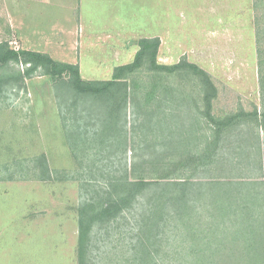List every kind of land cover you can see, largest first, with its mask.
<instances>
[{
    "label": "rangeland",
    "instance_id": "374dc122",
    "mask_svg": "<svg viewBox=\"0 0 264 264\" xmlns=\"http://www.w3.org/2000/svg\"><path fill=\"white\" fill-rule=\"evenodd\" d=\"M50 2L38 0L16 15V8L26 3L0 0V46L38 51L77 64L83 80L106 81L113 67L133 61L140 39L158 38L159 64L186 61L210 76L217 89L210 112L215 119L240 111L250 116L216 131L202 114L206 105L200 77L188 69L151 71L144 63L126 77L131 95L117 110L113 98L79 95L67 78L52 81L41 69L14 82L25 65L10 62L0 68V264H78L79 207L104 201L115 176L133 181V163L149 179L157 178L164 164L174 175V160L184 154L178 145L182 137L187 138L188 174L193 175L186 223L180 225L174 207L153 202L151 190L105 228L94 227L92 263L133 264L147 256L148 264H256L259 259L246 254L226 261L220 251L242 240L224 233L242 228L237 209L249 214L246 208L256 195L264 196V68L259 70L255 52L256 16L263 12L249 9L253 0H158L155 8L148 7L146 23L139 11L135 22L131 15V24L125 14L124 24L91 4L84 8L86 31L79 47L38 37L57 34L78 42L68 14L70 0ZM19 27L26 37L16 35ZM107 28L132 37L133 44L111 45L122 47L112 53L109 45L105 51L89 43V34ZM206 144L216 154L214 161L205 154L202 166L196 154ZM166 152L171 153L170 165ZM152 156L156 163L139 164ZM202 168L209 178H200ZM212 180L232 182L223 186L225 198H216L207 186Z\"/></svg>",
    "mask_w": 264,
    "mask_h": 264
},
{
    "label": "trees",
    "instance_id": "16d2710c",
    "mask_svg": "<svg viewBox=\"0 0 264 264\" xmlns=\"http://www.w3.org/2000/svg\"><path fill=\"white\" fill-rule=\"evenodd\" d=\"M251 9L254 12H263L259 17L256 16V40H255V52L258 61L259 70L264 68V24L261 26L259 22L264 20V0H253ZM262 9V10H260ZM160 45V40L158 38H142L138 41L139 50L136 52L133 61L130 64H125L122 66L115 67L110 80L106 81H86L83 80L79 73V68L77 64L63 63L54 61L47 54H43L31 50H19L14 51L12 49H4L0 46V68L7 66L10 62L20 63L25 65L24 70L21 72H16L18 74L16 78H12L15 82L22 81L23 79L31 78V76L38 70L41 69L43 72L41 74L48 75L52 81L56 79L63 80L67 78V83L71 88H73L79 95L92 96V97H102L105 100H110L113 98L114 104H117L115 109L119 110L122 105L128 103L127 95H131L128 90L129 83L126 80L128 75L134 73L136 70L140 69L144 63L147 62L148 68L151 71H165L168 73H174L176 70L188 69L191 73L200 77V86L202 90V101L206 105L204 112L202 113L205 117L215 127V130L221 132L223 129L233 126L236 121L249 117L243 111L237 112L232 116L226 118L225 120L215 119L211 115V104L212 100L217 96V89L213 84L210 76L201 68L193 63H188L186 61H180L179 63L172 66H165L157 62V53ZM21 56V57H20ZM21 59V60H20ZM262 78V77H261ZM260 80V86L264 89V83ZM120 97L117 102V97ZM121 104V105H120ZM120 106V107H119ZM254 117L257 116L256 112L253 114ZM264 118V114H262ZM247 121V120H246ZM264 124V120H263ZM262 126L264 127V125ZM187 140L186 137L178 142L179 148L182 149L184 154L179 153L180 159L174 160V175L172 169L169 167L162 166L160 170H157L159 176L155 179H149L147 176L143 175L142 172L137 173L138 164L133 163L132 172L135 179L131 181L129 176H115L111 180L109 187L108 196L104 201L99 203L84 202L79 207V217H78V229H77V263L78 264H93L92 263V240L94 227L98 226V230L105 228L109 223L115 221L118 216H120L124 211L133 209L134 205L137 204L139 198L144 197L146 193L151 192L152 195L150 199L153 202H157L160 207L172 206L174 207V216L178 219L180 225L185 224L187 218L186 215L190 209V197H191V178L192 174H188L189 159L187 150ZM219 140H216L218 143ZM175 143V141H174ZM264 145V144H263ZM208 144L205 145L204 151H199L196 154L197 160L201 162V158L205 157V154L209 155V161H214L213 155L216 154V150L212 149L209 152L207 150ZM217 147V146H216ZM174 151V148H171ZM156 155V153H154ZM158 154V153H157ZM171 153L166 152L163 157H165L166 163H172ZM175 154V152H174ZM176 155V154H175ZM156 163V159L143 158L140 165H150ZM216 163V162H215ZM203 166V162H201ZM167 166V164H166ZM204 168L199 172L201 179L209 178L206 173L202 172ZM48 174V171H47ZM46 177V176H45ZM48 177V176H47ZM228 180L217 181L208 183L207 186L212 188V192L215 193L216 198H225L226 192L223 186L226 184H232ZM236 185H240V182ZM202 185V184H201ZM205 184H203L204 186ZM211 191V190H210ZM258 194V193H257ZM262 194V192H261ZM260 193L256 195L257 197L262 196ZM157 198V199H156ZM156 199V200H155ZM155 200V201H154ZM153 214L157 212L152 209ZM164 211V210H163ZM150 214H148L149 216ZM158 220H156L157 223ZM163 223V220H161ZM167 220H165L166 224ZM185 222V223H184ZM147 223V222H146ZM158 226V225H156ZM176 223L174 224V228ZM186 226V225H184ZM251 227V226H248ZM252 259V255L246 254ZM147 256L137 257L133 264H148Z\"/></svg>",
    "mask_w": 264,
    "mask_h": 264
},
{
    "label": "crops",
    "instance_id": "0c3cea01",
    "mask_svg": "<svg viewBox=\"0 0 264 264\" xmlns=\"http://www.w3.org/2000/svg\"><path fill=\"white\" fill-rule=\"evenodd\" d=\"M19 1H23V3H26L25 6L23 7H18L16 8V12L15 14L17 15V13L20 15L21 12L25 13L27 12L29 9V7L31 8L32 4L34 2H38V0H19ZM41 3L43 2V4H52V2H50V0H39ZM157 1L158 0H98L97 3H91V1L89 0H70V2H68L69 8H70V12L68 13L69 16H71V20H74V23L76 25L73 31V34L75 35V33H77V39L78 42H66L65 38H62V36H58L57 34H50V35H39L38 37H40V39H48V42L54 41L57 42V40H63L60 43H73L74 45H79L80 47V43H81V36H84V33L86 31L85 27H86V19H85V14H86V7H90L91 4L93 6L99 7V12H107L110 14H112L113 18L112 20L117 22V23H125V14H128V17H130V24L133 23V21L131 20V15L133 14V20L135 22V20L137 19L136 16L138 14V12L140 11V13H142L143 16V21L142 23H146L147 20V16L146 14L151 13L150 9L148 7H156L157 5ZM132 2H133V7L136 8H132ZM29 4V5H28ZM31 4V6H30ZM252 5V4H251ZM29 6V7H28ZM71 6V7H70ZM134 9L133 13L132 10ZM251 10V8H249ZM88 10V9H87ZM244 9H241V12H243ZM155 11V10H154ZM120 14V17L115 19V16ZM20 19H23V17H19ZM25 22V21H24ZM106 22V26H109ZM25 25V24H24ZM129 26V25H128ZM19 29V30H17ZM16 30L14 29V32L16 33V35L19 37H26V35L21 31L23 29V27H19ZM88 31V30H87ZM88 38H91L93 41H89V43L91 42L92 45L98 44L97 47L101 48L102 50L105 51H109L107 49V45H109V49L112 53H114L113 51L118 50L121 45L124 46V44H131L132 43V37H129L128 39L125 38V36L123 35H119L118 32H114L111 28H107L106 30L100 32V33H96L94 35L89 34ZM65 39V40H64ZM126 40V41H124ZM40 41V40H39ZM135 41H138L137 39H135ZM80 42V43H79ZM115 44H121L119 46V48L117 47H111V45L113 46H117ZM133 44V43H132ZM120 52V49L118 50ZM38 52V51H36ZM122 52V50H121ZM80 53V51H79ZM116 54V53H115ZM125 65V64H124ZM122 66V65H121ZM116 67V66H115ZM111 71V76L113 73L114 68ZM82 75V73H81ZM86 76V75H85ZM90 76V75H89ZM88 76V77H89ZM259 199V200H257ZM256 200H254L253 203H251V207H247L246 210H251L249 214L243 212L240 208H238L237 210L241 211L240 215H237L239 217V221H241L242 224V228L240 229H233V230H229V231H225L224 233L226 235H228V239L229 237L233 235H235L236 237H240L242 240H239V245L238 244V240L236 241H231L230 242V246L227 248V251H220V253L223 255V258L225 257L226 261L227 260H231L232 258L236 257L233 260H236L237 258H240V254H250L255 258H258L259 260H254L256 264H264V196L261 199V197H257ZM230 204V201H226ZM237 203V202H236ZM238 205V203H237ZM246 216V217H245ZM251 226V227H248ZM241 248H243L241 250ZM241 250V251H240ZM198 252V250H197ZM205 252L204 250L200 251V253ZM225 255V256H224ZM226 264V263H225Z\"/></svg>",
    "mask_w": 264,
    "mask_h": 264
}]
</instances>
